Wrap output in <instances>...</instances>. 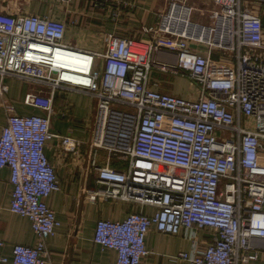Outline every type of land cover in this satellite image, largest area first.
I'll list each match as a JSON object with an SVG mask.
<instances>
[{
  "label": "built area",
  "instance_id": "built-area-1",
  "mask_svg": "<svg viewBox=\"0 0 264 264\" xmlns=\"http://www.w3.org/2000/svg\"><path fill=\"white\" fill-rule=\"evenodd\" d=\"M187 1L167 0L158 25L145 29L157 40L108 34L105 51L94 53L65 43L62 21L14 15L0 0V107L6 113L0 169L10 171L9 210L30 220L36 238L33 245L12 247V264H46V241L60 225L46 203L60 181L44 147L54 136L53 94L64 88L94 101L89 166L96 189L86 190L87 198L153 209L130 211L122 220L99 219L95 244L114 250L116 264H139L148 254L151 227L191 238L211 230L202 250L177 257L185 264H248L251 240L264 239V53H255L264 51V0H209L211 25L193 22ZM213 50L234 63L215 64ZM159 52L175 53V62H159ZM152 68L188 77L197 96L154 88ZM5 77L48 89L23 98L44 114H17ZM112 103L134 110H116ZM56 137L68 152L78 153L85 143ZM97 149L109 150L124 167L98 165Z\"/></svg>",
  "mask_w": 264,
  "mask_h": 264
},
{
  "label": "crops",
  "instance_id": "crops-1",
  "mask_svg": "<svg viewBox=\"0 0 264 264\" xmlns=\"http://www.w3.org/2000/svg\"><path fill=\"white\" fill-rule=\"evenodd\" d=\"M1 1L6 11L14 15L34 14L62 21L65 24L64 42L94 53L105 51V37L108 34L142 42L157 40L159 35L146 32L145 29L156 27L160 15L167 9V0ZM200 2L204 10L214 9L209 0ZM175 58V53H158V61L161 63L173 64ZM211 58L215 64L234 63L227 56L221 57L217 50L212 51ZM96 63L101 66V59H96ZM149 81L158 82V86L154 88L163 92L183 97L197 96L191 80L182 75H167L152 68ZM3 82L7 86V98L13 103L17 114H44L43 111L24 104L23 98L28 91L46 93L48 89L16 77H5ZM93 106L91 96L77 89H57L53 94L55 115L50 119V131L54 136L47 140L44 152L55 166L60 189L51 193L46 203L54 211L60 225L46 241V264H116L117 253L114 250L102 248L93 242L96 222L99 219L122 220L130 211L142 210L148 214L153 211L149 206L143 207L121 199L87 198L85 191L96 189V178L89 166V143L93 135L90 116L93 115ZM5 118L6 113L0 107V133ZM56 135H70L85 143L80 146L78 153L68 152L62 148ZM96 161L100 166L122 168L124 165L105 149H97ZM11 192L10 171L4 167L0 169V257H5L8 261L0 264H12L14 245H33L36 239L30 220L9 210ZM213 234L211 230H202L191 238L184 231L172 235L151 227L145 238L148 254L139 264H185L177 255L202 250ZM251 245L253 251L249 254L248 264H264V239H252Z\"/></svg>",
  "mask_w": 264,
  "mask_h": 264
},
{
  "label": "rangeland",
  "instance_id": "rangeland-1",
  "mask_svg": "<svg viewBox=\"0 0 264 264\" xmlns=\"http://www.w3.org/2000/svg\"><path fill=\"white\" fill-rule=\"evenodd\" d=\"M188 4L194 7V10L191 15V20L195 22H199L205 25H211L213 24V19L211 18L212 15V10H204L203 7L201 6V2H196L195 0H188ZM256 55H262L264 53L263 50H257ZM167 75H173L171 73L165 72ZM94 102V101H93ZM111 107L116 110H134L132 107L129 106H122L119 104L112 103ZM90 121L93 123L94 117L91 114L90 116Z\"/></svg>",
  "mask_w": 264,
  "mask_h": 264
}]
</instances>
